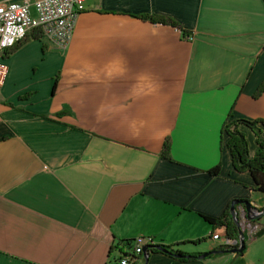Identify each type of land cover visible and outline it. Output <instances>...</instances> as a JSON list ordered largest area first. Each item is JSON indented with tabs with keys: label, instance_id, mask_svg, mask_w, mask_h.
<instances>
[{
	"label": "crops",
	"instance_id": "obj_1",
	"mask_svg": "<svg viewBox=\"0 0 264 264\" xmlns=\"http://www.w3.org/2000/svg\"><path fill=\"white\" fill-rule=\"evenodd\" d=\"M20 43L0 87V264H116L118 242L137 237L202 240L179 248L207 253L224 229L201 215L235 199L264 207L221 131L230 112L264 119V0H86L65 47ZM242 130L254 154L257 137ZM168 138L173 160L160 156ZM256 219L241 218L248 236L264 228ZM247 245L131 264H264V233Z\"/></svg>",
	"mask_w": 264,
	"mask_h": 264
},
{
	"label": "trees",
	"instance_id": "obj_2",
	"mask_svg": "<svg viewBox=\"0 0 264 264\" xmlns=\"http://www.w3.org/2000/svg\"><path fill=\"white\" fill-rule=\"evenodd\" d=\"M138 17L141 19H145V20L147 19L151 20V22L166 23L167 25H172L183 31L182 25H180L175 20L168 18L167 16H152L151 14H146V15H140ZM42 36H43V32L41 28H36V29L34 28V30L32 29L30 33H27L26 37L20 42H23L28 38H35V39L42 38ZM18 44H16L12 49L15 50L18 47ZM54 86H56V83ZM263 93H264V81L260 84L255 95L258 97L262 95ZM243 127H247L251 129L257 137V142H256L257 150L254 154H251L247 136L245 132L242 130ZM221 131H222V136L224 134L228 136L227 146L232 154L231 157H232L234 168L238 170L239 172L250 171L251 175L254 178L255 184H256V187H254L255 190L264 193V119H256V120L255 119L249 120V119H243V118L240 119V118L234 117L232 112H230L229 115L227 116L226 121L224 122V125H222ZM169 139L170 138L164 140L160 156L166 160H173L171 156L172 155L171 142ZM205 171L208 172V174L215 176L219 174V171H221V168H220V165L218 164L215 167L209 170L207 169ZM240 208L242 209L243 216L240 215V211H239ZM262 209H264V207ZM235 211L238 216L237 218H238L239 226L233 218L234 216L231 212V203L228 204L224 214L219 217H210L207 215H201V217L204 220H206L207 223L213 225L214 228L224 229V232H223L224 236L233 241L238 240L239 233H241V231L243 232L242 234L244 235L246 245L243 248L242 252L240 253L236 252V254L239 256V255H242L245 252V250L248 248L247 242L249 240H254L255 238L261 236V234L264 233V228L260 230L259 232L248 236L247 231L240 226V223L242 221L241 218L244 217L246 222L254 221V220L248 219L247 211L243 204H236ZM132 242L133 240H130V239H126V240L118 242L116 247L121 248L122 250V254L120 258L123 255L128 254V252H123L124 248H126L127 250L132 249V246H131ZM200 242H202V240H199V241L190 240L187 242L179 243L177 244V246L165 245L161 243H153L148 246V252L151 253V252L160 251L163 253L171 254L179 259H190V258L196 259V258L201 257L203 253L194 254L191 252L183 251L181 248H179V246H185L188 243L197 245ZM239 246L240 245L238 243H234L231 245L219 244L212 249V250H217L218 252L212 253L208 257L217 256L219 254L230 253L229 250L236 248V247L238 248ZM137 257H135L134 259L137 260Z\"/></svg>",
	"mask_w": 264,
	"mask_h": 264
},
{
	"label": "built area",
	"instance_id": "obj_3",
	"mask_svg": "<svg viewBox=\"0 0 264 264\" xmlns=\"http://www.w3.org/2000/svg\"><path fill=\"white\" fill-rule=\"evenodd\" d=\"M32 6L35 13L31 10ZM85 8L86 0H0V87L8 74V66L3 57L12 47L6 45L9 35H19V28L25 27L26 23L35 24V29L41 28L45 38L63 48L68 45L77 17ZM24 38L19 37V42ZM212 239L222 245H231L236 241L226 238L221 230L213 233ZM152 243L150 238L138 237L131 250L123 249L128 254L119 258L116 264H131L136 261L135 257L142 254L143 245Z\"/></svg>",
	"mask_w": 264,
	"mask_h": 264
},
{
	"label": "water",
	"instance_id": "obj_4",
	"mask_svg": "<svg viewBox=\"0 0 264 264\" xmlns=\"http://www.w3.org/2000/svg\"><path fill=\"white\" fill-rule=\"evenodd\" d=\"M236 204H243L246 208V211H247V217L248 219L250 220H255L256 218H259L262 214H264V209H258L257 207L253 206V202L250 201V200H238V199H235L233 202H231V212L233 214V218L234 220L237 222L238 226H239V223H238V216H237V213L235 211V205ZM243 232L241 231V233H239V239L236 240V242L240 245L238 248H233L231 250H229V252H237V253H240L242 252L243 248L245 247L246 243H245V238H244V235L242 234ZM218 252L217 250H212L210 252H205L201 255V257H208L210 254L212 253H216ZM143 254H144V257H145V262L148 261V256L150 254V252H148V246H144L143 248Z\"/></svg>",
	"mask_w": 264,
	"mask_h": 264
},
{
	"label": "bare ground",
	"instance_id": "obj_5",
	"mask_svg": "<svg viewBox=\"0 0 264 264\" xmlns=\"http://www.w3.org/2000/svg\"><path fill=\"white\" fill-rule=\"evenodd\" d=\"M32 27H35V24L26 23L25 27H20L19 28V35H13V34L9 35L7 38L6 45L14 47L15 44L19 43V37H26L28 30H30ZM235 243H237V242L235 241Z\"/></svg>",
	"mask_w": 264,
	"mask_h": 264
},
{
	"label": "rangeland",
	"instance_id": "obj_6",
	"mask_svg": "<svg viewBox=\"0 0 264 264\" xmlns=\"http://www.w3.org/2000/svg\"><path fill=\"white\" fill-rule=\"evenodd\" d=\"M183 34L185 35V33H183ZM186 37H187L189 40H192V39H193V35H192V34H190V35L187 34ZM12 48H13V46H12L11 48H9L5 53L9 52ZM137 238H138V237H137ZM137 238H136V239H131V240H133L132 245L135 244ZM152 244H153V243H152ZM132 245H131V246H132ZM149 245H151V244H148V245H146V246H149ZM144 246H145V245H143V248H144ZM142 254H143V252H142Z\"/></svg>",
	"mask_w": 264,
	"mask_h": 264
}]
</instances>
